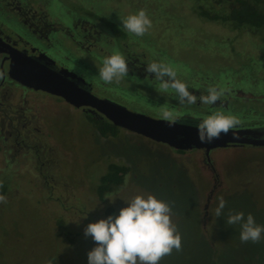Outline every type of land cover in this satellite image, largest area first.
I'll list each match as a JSON object with an SVG mask.
<instances>
[{"label":"rangeland","instance_id":"374dc122","mask_svg":"<svg viewBox=\"0 0 264 264\" xmlns=\"http://www.w3.org/2000/svg\"><path fill=\"white\" fill-rule=\"evenodd\" d=\"M195 2L0 0V28L24 36L23 17L40 28L39 21L45 22L51 40L47 49L57 63L93 84L97 97L133 112L162 119L161 109H169L177 122L192 126L220 112L237 118L233 128L264 126V33L200 19ZM140 9L151 21L141 36L127 32L123 40L98 21L101 17L122 27L121 20ZM81 25L95 36L83 49L74 43L80 41ZM113 51L126 63L164 61L189 91L223 89L219 98L227 101V109L198 100L180 104L174 90L160 89L159 81L144 71L131 73L130 65L126 76L105 83L99 69ZM15 85L19 87L8 100L13 122H2L0 112V184L8 187L0 200V264H10L7 258L12 264H87L94 247L84 235L87 224L114 216L133 196L149 193L169 204L181 238L179 250L172 249L159 264H211L218 257L222 264H264L254 257L256 243L264 249V239L242 243L239 225L226 223L229 214L241 212L264 225V147L213 149L209 164L202 149L180 152L125 129L103 137L82 109ZM110 163L127 165L130 171L120 189L100 200L96 189ZM217 197L225 201L220 217L215 213Z\"/></svg>","mask_w":264,"mask_h":264},{"label":"clouds","instance_id":"9594fccd","mask_svg":"<svg viewBox=\"0 0 264 264\" xmlns=\"http://www.w3.org/2000/svg\"><path fill=\"white\" fill-rule=\"evenodd\" d=\"M121 24L127 32L141 36L151 26V21L145 11L140 9L121 20ZM145 70L154 74L160 89L174 90L180 104L193 105L199 99L201 104L213 105L224 92L216 86H209L206 89L207 95L197 97L183 81L176 78V70L164 61L149 63ZM127 72L124 56L113 51L103 59L99 78L105 83L119 81ZM160 115L169 126L176 122L172 110L162 108ZM238 123L233 115L220 112L207 115L196 124L197 137L201 143H210L222 133L227 134ZM3 199L0 196V200ZM125 204L116 215H108L84 228V235L90 236L94 242V247L87 253V264H159L162 256L169 254L174 248L179 250L181 238L170 219L171 209L168 203L149 193L135 195ZM224 207V199L217 197V217H220ZM226 223L239 225V239L242 243H255L264 239V225L257 224L250 213L247 216L241 212L229 214Z\"/></svg>","mask_w":264,"mask_h":264},{"label":"water","instance_id":"95a60500","mask_svg":"<svg viewBox=\"0 0 264 264\" xmlns=\"http://www.w3.org/2000/svg\"><path fill=\"white\" fill-rule=\"evenodd\" d=\"M2 50L9 55L8 75L19 84L62 98L75 108H88L102 114L121 129L141 135L154 142L168 145L176 150L204 149L209 157L211 150L232 144L264 146V128L229 129L210 143H201L196 126L175 122L169 126L162 119L133 112L109 99L100 98L85 88L86 81L68 69L55 70L52 60L37 49L20 51L0 38ZM33 54L40 59L34 58ZM45 58L46 62H42Z\"/></svg>","mask_w":264,"mask_h":264},{"label":"trees","instance_id":"16d2710c","mask_svg":"<svg viewBox=\"0 0 264 264\" xmlns=\"http://www.w3.org/2000/svg\"><path fill=\"white\" fill-rule=\"evenodd\" d=\"M194 9H197L198 17L205 21L218 23L222 26L227 25L233 30L248 31L252 34L264 33V0H196ZM98 19L114 35L121 37L123 40L127 38V31L116 23L105 21L101 17H98ZM262 36L264 39V34ZM212 107L223 110L227 109L225 106L215 104L211 105ZM84 114L101 136H117L119 133L120 128L115 126L113 122H110L102 114L88 110ZM179 151L183 152V150ZM129 171L130 167L127 165L110 163L107 166L106 172L99 179L96 189L98 198L104 200L107 195L120 189ZM7 188V185L0 184V196L4 197L6 195ZM109 212H112L111 208ZM256 244L259 251L254 257L256 261L262 262L264 261V249L260 248L262 247L260 243ZM1 252L2 254L4 253L3 251ZM3 257L7 258L4 254ZM219 259L218 257V260H212L211 264H222ZM6 260L12 264L8 258Z\"/></svg>","mask_w":264,"mask_h":264},{"label":"flooded vegetation","instance_id":"af4514ba","mask_svg":"<svg viewBox=\"0 0 264 264\" xmlns=\"http://www.w3.org/2000/svg\"><path fill=\"white\" fill-rule=\"evenodd\" d=\"M18 5H20V3L17 4L16 2H14V6H18ZM15 8H17V10L20 9V7H15ZM20 12H21V10H20ZM22 13H23V11H22ZM33 17L35 18V21H36V17L34 15H33ZM37 21H39V19ZM22 23L24 25V28L26 29V31L24 32V36L30 37L36 43H40V41H42V43H45L46 46L44 47V46L38 45L36 43H30L29 40H26V38L23 35H18V34H13V33H11V34L5 33L3 31V29H1V28H0V38L4 42L14 46L15 48H17L20 51H25L26 48H33V49L39 50L41 53L45 54L48 58H50L52 60L53 64L51 63V65L55 70L67 69L65 66H63V64L62 65L58 64L56 59L53 58V56L51 54H49V52H48L47 47L51 46V40L48 36V31H50V30L47 31L46 28L44 27L45 22L39 21V23L43 27V28H40L38 24L33 23L32 19L25 16V17H23ZM42 23H44V24H42ZM50 28L57 30L56 28H59V27H54V25H52V26L50 25ZM92 29H94V28H92ZM61 30H63L64 34L67 37L71 38L70 31H68L65 28H63ZM77 32H78L80 41L79 42L74 41V43L78 44V46L81 49L85 48L84 45H85L86 41L91 42L95 38V36H92V33H91L92 31L85 28V25H81L80 27H78ZM95 34H97V32H95ZM2 48L3 47L0 46V106H2L3 109H1L0 112H2V122L8 120V121H10V123H12L13 117H11V114L13 112L12 111L13 108L9 104L8 100H10L12 98V96H14L13 88L15 89V88L19 87L15 84H18L21 87L23 85L19 84L17 81H15L9 77L8 70H9V62H10L9 60L10 59L8 58L9 57L8 53L6 51L2 50ZM29 55L34 57V58L40 59L33 54H29ZM41 61L46 62L45 58H43V60H41ZM127 65H130L132 67L131 73H134V72L135 73H139V72L142 73L144 71L143 72L144 76L147 75V76H152V78L154 77L153 73L146 72V70H145L146 65H144L143 63L135 64V63L127 62ZM68 70L71 71L70 69H68ZM75 74L78 77L83 78V76H81L80 74H77V73H75ZM83 79L86 81L85 78H83ZM24 87L25 86H23V88ZM84 87L87 88L88 90H90L91 92L93 91V84H91L87 81H86V84ZM25 88L28 90L30 89L27 87H25ZM30 90H33V89H30ZM33 91H36V90H33ZM39 92H42V91H39ZM190 92L192 94L196 95L197 97H199L200 95H207V93H205V92H204V94H200L199 91H195V90H190ZM20 96L23 98L25 97V95L21 94V93H20ZM54 97H56V96H54ZM56 98H59V97H56ZM59 99H62V98H59ZM197 100H198L197 104H199L200 103L199 99H197ZM25 102H27V101H25ZM214 104L227 106V101L222 102L221 98H218V100L216 102H214ZM79 109H82L83 112H85L87 110L91 111L88 108H79ZM25 113H26V111L23 112L24 118H26ZM262 128H264V126L244 128V129H262ZM234 129H241V128H234ZM231 146H236V147L251 146L252 147L253 145L232 144L228 147H231ZM255 147H264V146H255ZM202 150H204V149H202ZM205 158H206V162L211 164L210 156L208 157L205 155Z\"/></svg>","mask_w":264,"mask_h":264}]
</instances>
